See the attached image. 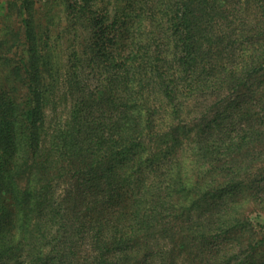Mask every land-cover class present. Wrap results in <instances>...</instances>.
I'll list each match as a JSON object with an SVG mask.
<instances>
[{"label": "trees", "instance_id": "1", "mask_svg": "<svg viewBox=\"0 0 264 264\" xmlns=\"http://www.w3.org/2000/svg\"><path fill=\"white\" fill-rule=\"evenodd\" d=\"M259 145L264 0H0V264H264Z\"/></svg>", "mask_w": 264, "mask_h": 264}, {"label": "rangeland", "instance_id": "2", "mask_svg": "<svg viewBox=\"0 0 264 264\" xmlns=\"http://www.w3.org/2000/svg\"><path fill=\"white\" fill-rule=\"evenodd\" d=\"M47 124L46 127L49 131H52L53 128L61 124L65 118L67 117V107L65 105H57L55 108L51 110H47ZM261 143V142H260ZM264 145H259L260 147ZM262 151L255 150L254 157L248 163L247 168L242 172L241 178H246L248 176H258L257 180L264 184V147H261ZM65 186L64 182H57L54 186L56 197L63 193V188ZM245 214L248 216L249 220L255 225L256 230H261V222L264 221V214L257 211L254 207L248 206L245 208Z\"/></svg>", "mask_w": 264, "mask_h": 264}]
</instances>
